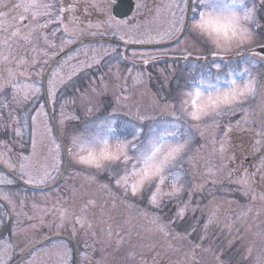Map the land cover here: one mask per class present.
I'll return each instance as SVG.
<instances>
[{"label": "rangeland", "instance_id": "rangeland-1", "mask_svg": "<svg viewBox=\"0 0 264 264\" xmlns=\"http://www.w3.org/2000/svg\"><path fill=\"white\" fill-rule=\"evenodd\" d=\"M32 2L0 0V125L7 131L6 137H0V160L30 185L46 186L64 163L42 101L41 78L49 59L79 39L96 35L123 42L169 40L178 32L174 21L179 10L171 6L173 0H136L130 19L116 20L107 0H35L37 6L26 11ZM245 2L255 10L254 21L243 22L251 39L240 46L217 49L206 36L188 31L173 47L149 52L89 42L57 63L47 87L68 147L72 148V134L83 133L86 124L106 118L132 124L125 116L138 123L134 130L141 129L145 120L176 125L189 140L186 153L170 169L179 191L158 198V205H153L150 195L155 182L151 189L146 187L133 196L116 185L118 177L110 169L116 165L96 169L79 163L72 153L65 177L48 191L18 188L0 171V197L14 215L8 235L0 240V264L54 232L79 242L81 264H234V259L235 264H264V58L249 54L239 60L238 69L247 67L255 81L254 94L200 120L191 119L181 108L183 94L191 85L180 83L174 102L159 97V88L153 89L170 90V80L181 68L175 61L178 57L221 56L264 45V0ZM141 59L150 62L141 65ZM205 61L213 69L211 75L202 77L205 86L217 83V75L226 78L220 72L222 61L214 57ZM214 64H220L219 71ZM182 69L180 76L195 72L192 64ZM246 78L236 79L242 85ZM14 83L34 84L39 92L28 100L22 93L14 98ZM205 91L211 89L205 87ZM31 108L30 126L27 121L24 128L21 112ZM153 126L148 125L135 140L132 135L119 140L139 146ZM18 132L29 139L28 153L20 152L23 145L17 140ZM110 143L115 148L116 137ZM128 155L135 157L136 148L130 146ZM134 163L132 159L127 165L118 164L120 175ZM172 183L169 175L164 192L173 191ZM181 209L179 216H190L202 229L199 242L205 240L207 246L199 247L197 256L190 257L196 246L193 237L175 231L172 235L162 227L172 224L171 212L178 214ZM5 218L0 206V227ZM72 257V247L56 238L31 251L19 264H73Z\"/></svg>", "mask_w": 264, "mask_h": 264}, {"label": "snow or ice", "instance_id": "snow-or-ice-1", "mask_svg": "<svg viewBox=\"0 0 264 264\" xmlns=\"http://www.w3.org/2000/svg\"><path fill=\"white\" fill-rule=\"evenodd\" d=\"M34 6H37L35 0L26 5L25 10ZM171 6L179 10V17L174 21L177 31L187 29L191 33L206 36L217 49L240 46L251 39V32L243 26V22L254 21L255 10L249 8L245 0H229L228 3L223 0H173ZM188 13L191 15L188 16ZM173 16H176V13H173ZM214 67L219 71L220 64H214ZM237 76L248 78L241 85L236 79ZM225 77L217 75L215 77L217 83L206 86L203 78L194 81L191 90L183 94L182 111L191 119L200 120L213 113L219 114L223 108L238 104L247 96L254 94L255 81L250 78L247 67L240 72L228 68ZM221 83L226 87H221ZM11 87L14 90V98L22 93L24 100L39 92V88L34 84L14 83ZM205 87L211 91H205ZM0 90H3L2 87ZM61 123L63 124V121ZM115 123V120L106 118L99 123L94 121L86 124L83 133L70 136L72 148L68 149L69 153L75 155L79 163L96 169L120 163L127 165L129 160L134 159L135 163L130 168H124L123 175L116 170L118 178L115 183L118 187H123L126 193L130 192L136 196L146 187L151 189L155 182V191L150 195V203L153 205H158V198L175 195L179 191L175 184L177 177L170 169L176 166L187 151L189 140L184 138L186 134L181 133L176 125L158 123L149 129V136L141 145L137 146L131 140H119L116 137L117 144L113 148L110 140L116 132ZM142 131L136 128L132 133L133 140L137 139ZM130 146L136 148L135 157L128 155ZM169 175L172 176L173 191L164 192L162 186ZM182 214L181 209L178 215Z\"/></svg>", "mask_w": 264, "mask_h": 264}, {"label": "water", "instance_id": "water-1", "mask_svg": "<svg viewBox=\"0 0 264 264\" xmlns=\"http://www.w3.org/2000/svg\"><path fill=\"white\" fill-rule=\"evenodd\" d=\"M110 1L112 3V9H111L112 10V14L115 17H117V18H124V17L128 16L131 13L132 8H133V1L132 0H110ZM187 15L190 16V13H188ZM186 23H187V20H186ZM185 31H186V29L182 30L180 32V34L174 40H172L170 42H167V43H158V44H127V43H122V42H119V41H116V40L107 39V38H93V39H88V40H83V41L77 42L76 44L72 45L71 47H69L66 50H64L63 52H61L58 56H56V58H54L47 65V67L45 69V72H44V76H43V92H44V98H45V102H46V105H47V108H48V112H49V115H50V118H51V121H52V124H53L54 128H55V123H54V120H53V115H52V112H51V107H50V104H49V99H48L47 90H46V76H47V73H48V70H49L50 66L59 57H61L62 55H64L67 51H69L73 47H75V46H77V45H79V44H81L83 42H87V41H91V40H102V41H110V42H115V43H121V44L126 45V46H129V47H165V46H168V45H171V44L177 42L184 35ZM257 51H259L260 53L264 54V47L258 48ZM55 132H56L57 136L59 137V134H58V131H57L56 128H55ZM61 142H62V144H63V146H64V148L66 150L65 167L62 170V172H61L59 178L56 180V182L53 183L50 186H46V187H34V186H30L27 183H25L23 180H21L18 176H16L14 173H12L7 168H5L3 165L0 164V166L3 167L9 174H11L14 178H16L19 182H21L22 184H24L27 187H30V188H33V189H39V190H44V189L52 188L63 177V175H64V173H65V171H66V169L68 167V162H69L66 145H65V143L62 140H61ZM10 222H11V212L9 210V219H8L5 227L3 228V230L0 232V237L3 236L6 233L8 227L10 225ZM45 239H47V238H45ZM32 247L33 246L27 248L11 264H17ZM74 247H75V245H74ZM75 264H78V250H77L76 247H75Z\"/></svg>", "mask_w": 264, "mask_h": 264}, {"label": "trees", "instance_id": "trees-1", "mask_svg": "<svg viewBox=\"0 0 264 264\" xmlns=\"http://www.w3.org/2000/svg\"><path fill=\"white\" fill-rule=\"evenodd\" d=\"M233 56L237 55V54H232ZM196 66L199 67V69L201 70V62H198L196 63ZM189 81H196L197 79L196 78H191L189 77L188 78ZM175 82V79H172L171 80V84L173 85V83ZM83 83V82H81ZM75 86V85H74ZM70 91L72 92L73 90V86L69 88ZM52 98V97H51ZM32 108L30 110H24L23 112H21V119L22 121H24L23 119V116L24 114L26 113V118H27V121L29 123V126H30V117L32 115ZM123 123L122 120L116 122L115 124V128H116V132H118L120 135H125V134H129V133H132L134 130L130 127H127L124 131H118V126L121 125ZM24 128L26 127V123L24 121L23 125H22ZM0 137H2V135H5L6 137V134H7V131H3L1 130V125H0ZM2 134V135H1ZM11 136L13 137V132L11 134ZM24 134L23 133H20L19 135L17 134V140L18 141H22V145H23V148L21 149V151L23 150V152H26L27 149H28V145H29V141L28 140H25L24 138ZM114 173H116V170H118V166H114V167H111L110 168ZM18 186V185H17ZM145 193H147L146 191L144 192V195ZM142 201H144V196L142 197ZM169 221H172V224H163L162 227L165 229V231L167 233H172V235H174V231L181 235V236H187L188 238L189 237H193L194 241H195V249H193V253L190 257H193V256H197V253H198V248L201 247V246H207L206 245V242L205 240L199 242V238H200V233H201V228H200V225H198V223H196L190 216H179L176 212L175 214L173 212H171V216L168 218ZM235 260L234 259V264H235ZM200 257L199 259L197 260V262H200Z\"/></svg>", "mask_w": 264, "mask_h": 264}]
</instances>
